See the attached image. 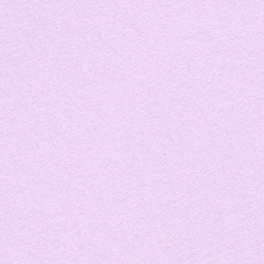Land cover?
I'll use <instances>...</instances> for the list:
<instances>
[{
	"label": "snow or ice",
	"instance_id": "snow-or-ice-1",
	"mask_svg": "<svg viewBox=\"0 0 264 264\" xmlns=\"http://www.w3.org/2000/svg\"><path fill=\"white\" fill-rule=\"evenodd\" d=\"M0 264H264V0H0Z\"/></svg>",
	"mask_w": 264,
	"mask_h": 264
}]
</instances>
